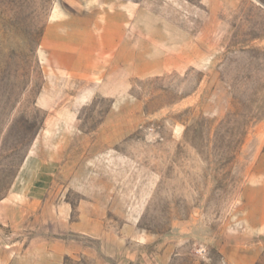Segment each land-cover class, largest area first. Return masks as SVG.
I'll return each mask as SVG.
<instances>
[{"label": "rangeland", "instance_id": "1", "mask_svg": "<svg viewBox=\"0 0 264 264\" xmlns=\"http://www.w3.org/2000/svg\"><path fill=\"white\" fill-rule=\"evenodd\" d=\"M0 264H264V0H0Z\"/></svg>", "mask_w": 264, "mask_h": 264}, {"label": "crops", "instance_id": "2", "mask_svg": "<svg viewBox=\"0 0 264 264\" xmlns=\"http://www.w3.org/2000/svg\"><path fill=\"white\" fill-rule=\"evenodd\" d=\"M3 251H5V254L9 256V254L11 253L10 249L9 250H5L3 249ZM13 252V251H12Z\"/></svg>", "mask_w": 264, "mask_h": 264}]
</instances>
